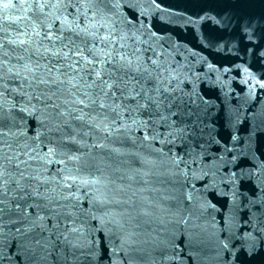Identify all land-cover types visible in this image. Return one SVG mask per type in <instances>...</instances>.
<instances>
[{"label": "water", "instance_id": "95a60500", "mask_svg": "<svg viewBox=\"0 0 264 264\" xmlns=\"http://www.w3.org/2000/svg\"><path fill=\"white\" fill-rule=\"evenodd\" d=\"M105 7L114 37L125 38L121 51L152 70L150 87L157 76L162 80L161 111L171 113L163 121L154 116L145 126L130 111L124 116L127 127L96 150L103 153L113 187L131 185L124 198L135 193L136 204L93 203L99 196L95 188L77 193L73 186V200L60 203H72L78 194L76 225L83 235L73 233L71 243H64L62 224L46 246H37L39 228L31 217L9 211L6 196L0 264H127L129 258L133 264H264V0H109ZM21 15L18 0L0 6V100L4 131L13 133L4 140L17 148L36 146L28 138L43 131V152L51 109L33 99L35 110L29 105V112L21 111L34 87L15 75V67L8 71L28 56L8 42L26 23L17 21ZM10 104L16 105L14 121L8 119ZM31 163L42 176L60 178L57 169L63 165ZM145 173L148 184L141 179ZM15 203L23 207L27 201ZM116 212L125 213L123 231L109 222ZM191 225L195 244L188 243Z\"/></svg>", "mask_w": 264, "mask_h": 264}, {"label": "snow or ice", "instance_id": "6c2138e0", "mask_svg": "<svg viewBox=\"0 0 264 264\" xmlns=\"http://www.w3.org/2000/svg\"><path fill=\"white\" fill-rule=\"evenodd\" d=\"M13 3L14 0H7V3L0 0V6L4 8ZM18 3L23 15L16 19L26 23L8 42L22 48L28 56H21L23 63L9 67L8 71L12 73L15 67V75L23 76L29 88L34 87V92L27 94V101L20 110L29 112V105L35 110L32 100H41L47 109H51V119L46 122L48 142L44 145L45 150H39L44 144L41 136L45 132L38 131L34 137L28 138L35 139L36 146L26 143L20 146L24 151H20L4 140L5 135L13 133L11 129L8 133L4 131V105L0 100V215L4 213L7 196L9 211L15 210L24 219L31 217L32 224L39 228L40 235L35 240L37 246H46L62 224L64 230L59 235L63 236L64 243H71L69 236L81 232L76 225L79 196L77 194L72 203L60 201L73 200V186L77 193L81 187L95 188L99 196L93 197V203L127 204L129 207L136 204L132 198L135 193L124 198L131 185L113 187L115 181L106 173L103 153L96 150H104L107 140L127 127L124 116L130 111L135 112L145 126L154 116L163 121L171 113L161 111L165 100L159 76L156 78L158 83L150 87L153 84L152 70L142 69L129 53L121 51L125 48V38L113 35L114 29L107 20L105 7L109 0H18ZM75 4L86 7L68 12V6ZM57 24L58 28L55 27ZM100 29L104 32L101 33ZM117 43L119 47L115 46ZM3 50V37L0 36V54ZM33 54L37 57L35 60ZM3 68L4 62L0 59V80ZM15 108V104L9 105L10 121L15 120L12 115ZM110 114H115L123 122H118ZM132 122L137 123V120ZM17 134L25 133L19 130ZM32 161L63 165L57 169L60 178L42 176L41 168H33ZM147 176L145 173L141 177L145 184L150 183ZM130 179L135 181L136 177ZM53 181L54 186L47 187ZM64 189L69 191L64 192ZM13 201L27 203L22 207ZM144 214H149L147 209ZM124 215L116 212L109 222L123 231ZM183 223L188 226L187 219ZM190 227L188 243L195 244L196 226ZM127 264H133L132 258Z\"/></svg>", "mask_w": 264, "mask_h": 264}]
</instances>
